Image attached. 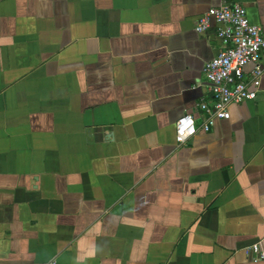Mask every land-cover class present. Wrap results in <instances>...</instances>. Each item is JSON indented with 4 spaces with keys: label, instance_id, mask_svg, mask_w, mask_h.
I'll return each instance as SVG.
<instances>
[{
    "label": "crops",
    "instance_id": "crops-1",
    "mask_svg": "<svg viewBox=\"0 0 264 264\" xmlns=\"http://www.w3.org/2000/svg\"><path fill=\"white\" fill-rule=\"evenodd\" d=\"M235 1L264 36V0ZM218 5L0 0V264H264V60L255 100L175 142Z\"/></svg>",
    "mask_w": 264,
    "mask_h": 264
},
{
    "label": "built area",
    "instance_id": "built-area-1",
    "mask_svg": "<svg viewBox=\"0 0 264 264\" xmlns=\"http://www.w3.org/2000/svg\"><path fill=\"white\" fill-rule=\"evenodd\" d=\"M214 22L218 25L217 38L221 49L205 63L203 73L208 84L210 102L202 100L197 108L204 120L197 127L190 114H184L175 122L177 146L186 144L198 131L207 133L217 121L228 120V108L256 99V85L263 74L260 65L264 60V36L261 27L252 24L246 8L235 0H219L217 7L210 8L197 22L195 31L203 34ZM252 65L249 78L245 68ZM253 263L264 261V251L259 244L244 249ZM51 264H56L55 262Z\"/></svg>",
    "mask_w": 264,
    "mask_h": 264
}]
</instances>
